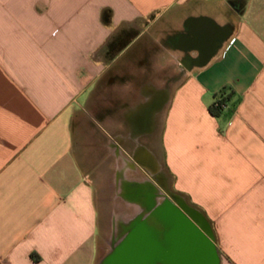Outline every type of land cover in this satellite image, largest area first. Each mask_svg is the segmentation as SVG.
Returning <instances> with one entry per match:
<instances>
[{
  "label": "crops",
  "instance_id": "crops-1",
  "mask_svg": "<svg viewBox=\"0 0 264 264\" xmlns=\"http://www.w3.org/2000/svg\"><path fill=\"white\" fill-rule=\"evenodd\" d=\"M166 200L264 264V0H0V264H96L102 208Z\"/></svg>",
  "mask_w": 264,
  "mask_h": 264
},
{
  "label": "water",
  "instance_id": "water-1",
  "mask_svg": "<svg viewBox=\"0 0 264 264\" xmlns=\"http://www.w3.org/2000/svg\"><path fill=\"white\" fill-rule=\"evenodd\" d=\"M152 214L159 226L146 217L120 224L100 264H221L211 225L197 211L166 200Z\"/></svg>",
  "mask_w": 264,
  "mask_h": 264
},
{
  "label": "rangeland",
  "instance_id": "rangeland-1",
  "mask_svg": "<svg viewBox=\"0 0 264 264\" xmlns=\"http://www.w3.org/2000/svg\"><path fill=\"white\" fill-rule=\"evenodd\" d=\"M122 205V204H121ZM101 224L99 229V239H98V256H97V263L100 264L102 259L109 253L112 247V241L118 240L119 238V229L120 224L114 223L113 221L117 218L111 215V213L115 210L120 213H127L131 214L132 211L128 208H125L123 205L117 209L113 207H107L101 209ZM120 218V217H119Z\"/></svg>",
  "mask_w": 264,
  "mask_h": 264
},
{
  "label": "trees",
  "instance_id": "trees-1",
  "mask_svg": "<svg viewBox=\"0 0 264 264\" xmlns=\"http://www.w3.org/2000/svg\"><path fill=\"white\" fill-rule=\"evenodd\" d=\"M105 20L108 22L109 21V16L105 15ZM232 96V91L228 92L227 89H223L216 97V103L214 102L212 107H211V111L213 113H220L222 111H224L228 105H229V101L231 99ZM218 102V105H217ZM225 105V107H224Z\"/></svg>",
  "mask_w": 264,
  "mask_h": 264
},
{
  "label": "built area",
  "instance_id": "built-area-1",
  "mask_svg": "<svg viewBox=\"0 0 264 264\" xmlns=\"http://www.w3.org/2000/svg\"><path fill=\"white\" fill-rule=\"evenodd\" d=\"M215 103H216V100H215ZM217 105H218V102H217ZM224 107H225V105H224Z\"/></svg>",
  "mask_w": 264,
  "mask_h": 264
},
{
  "label": "bare ground",
  "instance_id": "bare-ground-1",
  "mask_svg": "<svg viewBox=\"0 0 264 264\" xmlns=\"http://www.w3.org/2000/svg\"><path fill=\"white\" fill-rule=\"evenodd\" d=\"M150 193V192H149ZM152 196V195H151ZM150 198V197H149ZM155 199V198H154ZM150 200V199H149ZM150 203V202H149Z\"/></svg>",
  "mask_w": 264,
  "mask_h": 264
}]
</instances>
